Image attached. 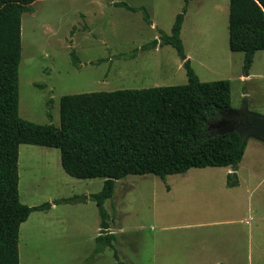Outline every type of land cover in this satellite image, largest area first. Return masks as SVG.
Segmentation results:
<instances>
[{
    "label": "rangeland",
    "instance_id": "1",
    "mask_svg": "<svg viewBox=\"0 0 264 264\" xmlns=\"http://www.w3.org/2000/svg\"><path fill=\"white\" fill-rule=\"evenodd\" d=\"M111 3H122L136 10ZM228 4L229 0L34 2L30 11L21 16L19 119L58 128L59 102L64 96L137 90V86L148 89L185 85L186 71L170 46L156 52L154 49L138 52L133 59H120L131 61L139 57L134 68H126L119 74L128 77L122 81L115 70L119 60L116 56L109 57L110 52L106 55L103 49V42L149 38L152 34L158 41L160 32L169 35L175 17L185 5L181 39L184 50L190 52L191 42L202 43V49H195L191 55L194 73L201 82L228 80L233 110L246 108L264 118V51L255 53L244 82L240 79L243 60L238 55L231 58L228 49ZM144 12L155 24L154 31L144 20ZM84 25L92 34L83 32ZM71 37L77 43L80 66L78 62L73 66ZM102 57L106 60L96 65L89 63ZM139 70L145 71L135 74ZM48 101L52 102L51 120L46 111ZM223 117L211 122L209 133L225 132L232 127L235 114ZM18 172L19 200L28 207L67 198H87L99 193L104 182L67 176L60 166L59 151L38 146L19 147ZM232 173L230 167L203 168L170 175L164 180L144 175L116 181L112 197L104 203L111 229L106 233H113L115 240L112 248H104L98 254L93 251L101 220L94 202L71 204H81L76 209L58 207L50 213L34 212L20 227L19 264H117L114 254L124 264H177L164 261L159 253L176 251L186 245L184 241L203 243L210 248L217 242L223 243L228 251H233L231 264H264V144L251 137L247 139L236 172L239 186L228 189L226 178ZM184 190L194 192L197 198L184 201L180 196ZM195 222L221 223L184 227ZM163 227L168 229L162 232Z\"/></svg>",
    "mask_w": 264,
    "mask_h": 264
},
{
    "label": "trees",
    "instance_id": "2",
    "mask_svg": "<svg viewBox=\"0 0 264 264\" xmlns=\"http://www.w3.org/2000/svg\"><path fill=\"white\" fill-rule=\"evenodd\" d=\"M36 1L0 0V264H19L20 227L32 213L88 200L95 203L101 220L93 254L112 248L115 237L106 233L109 215L104 203L112 197L115 182L127 176L153 175L164 180L190 169L230 167L233 173L227 175L226 186L238 185L235 172L246 142L242 143L235 131L209 133L211 122L234 113L231 84L228 80L201 82L192 70L180 37L186 5L175 17L169 35L160 32L158 41L114 57L133 59L138 52L170 46L186 71L185 85L64 96L59 102L58 128L19 119L21 16ZM115 6L136 10L122 3ZM144 20L150 23L145 12ZM228 49L243 53L242 72L248 77L255 53L264 51V0H229ZM51 105V101L46 103L50 120ZM21 145L57 149L67 176L103 179L101 191L87 198L55 200L34 207L21 204ZM114 257L117 264H124L116 254Z\"/></svg>",
    "mask_w": 264,
    "mask_h": 264
},
{
    "label": "crops",
    "instance_id": "3",
    "mask_svg": "<svg viewBox=\"0 0 264 264\" xmlns=\"http://www.w3.org/2000/svg\"><path fill=\"white\" fill-rule=\"evenodd\" d=\"M115 4L116 3H111V5H115ZM227 13H228V11H227ZM90 15H91V13L87 14V16H90ZM93 17H95V15H93ZM82 21H83V16H82ZM155 29H156L155 24L153 22H150V30L154 31ZM183 30L184 29L182 26L181 39H183L182 38ZM83 32H87L88 34H92V31H89L87 26H85V25L83 27ZM73 33H74V31H73ZM159 37H160V35H159ZM156 38H157V36L155 34H152V36H150L149 38H148V36H145V37L139 36V37L134 38L133 40H122V41L118 40V41H111V42H107V43L103 42V49L106 52V55H108V53L110 52L109 57H114V56L129 52V50L139 49L142 46L148 45L151 41L157 40ZM191 40L192 39L190 38V41ZM76 45H77V43H74V41L71 37L69 49L71 50L70 55L72 58L73 66H76V64L74 63V59H76V63L78 62L77 64H78V66H80L81 65V62L79 60L80 55H79V52H77ZM160 48L161 47L155 48L153 52H156ZM190 49L191 50L189 53H187L185 50H184V53H185L186 59L189 60V63L191 65V61H192L191 55L194 54V52H196L195 49H202V43H199L196 41L191 42L190 43ZM237 55L239 56V60L242 61L243 57H244L243 53H232L231 52L230 56H231V58H235ZM102 58H104V59L96 58V59L89 60V63L96 65L101 60H106L105 59L106 57H102ZM137 59L139 60V57L134 59V60H131V61H120V60L116 61V62H118L119 65L115 68V70L117 69L119 73H116V72L115 73L118 76L119 81H122L123 79H125V80L128 79V77H123V76L120 77L119 74H122V72L124 70H126V68H134L135 67L134 63L137 62ZM181 64H182V62H181ZM199 64L203 65L200 61H199ZM144 71L145 70H142V72H141V70H139V72H135V74L143 73ZM142 77H143V75H142ZM248 77L242 76V77H240V79L244 80V82H245L248 79ZM130 78H133V76H131ZM142 85H144V84H142ZM145 86H147V84H145ZM137 87H138L137 90L147 89V88H142L143 86H137ZM124 90H133V89H124ZM59 123H60V119H59ZM237 170H238V168H237ZM237 170H236V172H237ZM237 181H238V185L234 188H237L239 186L238 177H237ZM226 182H227V178H226ZM226 188H227V186H226ZM234 188H228V189H234ZM167 192L169 193V190ZM180 196H181V199H184V201H188V199H190V198H192V199L197 198L198 195L197 194L195 195L194 192L184 190L181 192ZM79 205H81V204H75V205L63 204V205L53 206L48 212H44V213H50L54 210H57L58 207H63V208L72 207V208L76 209V207ZM201 220H203V219H201ZM220 223L221 222H201V223L195 222L194 224H188L184 227L190 228V227H195V226L220 224ZM167 229H168V227H163V228H161V231L164 232ZM108 230H111V229H108ZM108 230H107V232H108ZM100 232H101V230L99 229L97 237L99 236ZM108 234L114 235L113 233H110V231ZM183 245H185V246L178 247L176 251H174L173 249H171L170 251L169 250L165 251V253H162V251H161L159 253V256H161L164 259V261H166V262L167 261L170 262L172 260L174 263H177V264H231L229 258L232 257L233 251L231 249H230V251H228V248L226 249L225 246L223 245V243L220 245V243L217 242L216 245H213V248H210L208 245H205L203 243H196L194 241H184ZM192 246L195 248V250H192V248H193ZM210 251H211V253H209Z\"/></svg>",
    "mask_w": 264,
    "mask_h": 264
},
{
    "label": "water",
    "instance_id": "4",
    "mask_svg": "<svg viewBox=\"0 0 264 264\" xmlns=\"http://www.w3.org/2000/svg\"><path fill=\"white\" fill-rule=\"evenodd\" d=\"M234 114L232 127L225 132H237L242 143L251 137L264 144V118L249 113L246 108L234 111ZM241 116L243 120H240Z\"/></svg>",
    "mask_w": 264,
    "mask_h": 264
},
{
    "label": "flooded vegetation",
    "instance_id": "5",
    "mask_svg": "<svg viewBox=\"0 0 264 264\" xmlns=\"http://www.w3.org/2000/svg\"><path fill=\"white\" fill-rule=\"evenodd\" d=\"M240 120H243V119H242V116H241Z\"/></svg>",
    "mask_w": 264,
    "mask_h": 264
}]
</instances>
